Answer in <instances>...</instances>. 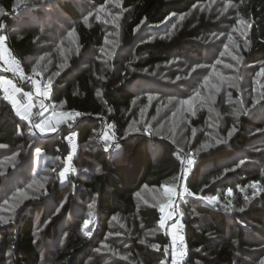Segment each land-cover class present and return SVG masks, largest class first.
I'll use <instances>...</instances> for the list:
<instances>
[{
    "label": "rangeland",
    "instance_id": "obj_1",
    "mask_svg": "<svg viewBox=\"0 0 264 264\" xmlns=\"http://www.w3.org/2000/svg\"><path fill=\"white\" fill-rule=\"evenodd\" d=\"M59 1L15 0L25 18L38 15L36 11L32 12L31 7L35 10L40 8L44 13L35 37L37 51L27 58L31 68L29 75L34 80L46 81L53 86L63 76L69 78L72 74L73 78L90 65L98 70V79H105V76L99 77L100 68L105 69L107 74H121L126 88L134 94L130 108L124 112L126 136L152 128L158 138L169 140L186 150L189 155L185 159H191L193 166L203 151L217 144L230 143L241 126L240 116L248 115L253 120V125L242 131L248 137L247 143L238 147L233 157L202 167L200 178L203 186L195 197L223 211L229 224L243 228L246 237L255 244L256 247L238 251L239 260L235 264H261L264 261V226L244 221L241 213L249 206L262 205L264 200V73L261 72L264 67L257 65L252 69L244 63L243 48L249 45L251 22L242 16L241 5L226 0L198 3L185 13L173 14L161 30L153 26L138 27L132 44H124V25L131 19L132 11L124 8L122 0H108L104 5L93 8L89 0H63L72 2L81 11L80 20L86 25L100 24L102 27V44L87 48L80 41L75 19L61 9ZM200 25L202 27L194 29ZM185 31H192L187 36L185 49L172 53L168 61L155 67L138 69L136 63L147 56V51H138L139 46L156 39L170 41ZM22 33L19 26L16 34L21 36ZM0 46L2 59L7 47L3 41ZM37 90L36 94H43ZM102 93L99 89L97 94ZM32 97L36 104L35 115L38 101L36 96ZM224 104L227 105L226 111ZM53 108L65 107L54 101ZM16 114L32 126L39 139L46 140L62 130L56 129L49 135L41 136L33 127L32 119L25 118L22 113ZM109 114L113 115L114 110L110 108ZM201 114L204 119L199 122ZM83 117L86 116H81V119ZM29 127L24 125L26 145L0 144V225L4 227L15 221L19 209L25 206L27 200H43L45 208L36 212L34 218L36 246L41 254V264H55L54 255L65 244L70 224L85 235L94 236L98 226L94 199L91 196L86 200L78 197L69 213H64L55 238L44 236L43 232L53 218L63 212L69 194L79 195L85 189L81 184L74 185L72 179L78 176L84 183L88 176L100 172L101 167L91 159V155L85 157V164L77 170L73 165L76 156L72 154L63 160L61 155L56 154L43 158V153L39 154L34 149L44 142L35 139ZM93 148L92 142H87L83 150ZM61 173L64 175L61 176ZM55 184L68 188L65 198L59 202H55L51 194L50 188ZM183 190V179L159 189H142L137 194L136 218L130 221L122 216L113 217L111 231L96 251V256L87 264L135 262L133 244L136 241L158 250L160 244L155 240L162 230L165 232L169 208ZM147 196H150V201ZM212 197L216 198L214 204L206 199ZM155 203L164 207L161 216L164 223L161 225L158 222L154 227L146 228L140 210ZM185 214L199 216L196 223L199 228L208 227L206 217L193 211ZM209 234L216 239L214 233ZM2 244L0 235V251L4 255ZM1 264H12L9 251Z\"/></svg>",
    "mask_w": 264,
    "mask_h": 264
},
{
    "label": "trees",
    "instance_id": "obj_2",
    "mask_svg": "<svg viewBox=\"0 0 264 264\" xmlns=\"http://www.w3.org/2000/svg\"><path fill=\"white\" fill-rule=\"evenodd\" d=\"M107 1L89 0L92 4L91 8L104 5ZM204 1L207 0H122L124 8H130L132 11L131 19L124 25L123 43L132 44L138 27L153 26L154 29L161 30V27L169 21L173 14L185 13ZM226 1L241 5L242 16L251 22L248 36L249 45L247 48H243L244 63L252 69H255L257 65L264 67V0ZM58 3L64 12L75 19L80 41L85 47L102 44L104 33L100 24L88 26L83 20H80L81 11L72 2L61 0ZM31 10L34 13L36 11L38 15L25 18L24 12L23 14L20 12L15 0H0V36L4 37L3 42L6 47L21 59L27 72H31L27 58L37 51L36 32L44 19V13L40 8L35 10L31 7ZM37 21L38 24H35ZM203 25L207 26L208 24ZM19 26L23 30L21 36L16 34ZM200 27L202 25L194 29L197 30ZM190 33L192 31L181 32L178 38L170 41L156 39L151 43L139 46L138 51H147V56L137 62L136 66L138 69H145L168 61L172 53L185 49L186 39ZM193 35L195 33L192 34V37ZM1 50L0 46V54ZM2 64L0 58V66H3ZM97 72L98 70L90 65L80 70L75 77L71 78L72 74L69 78L63 76L62 80L53 84V100L59 106L76 109L86 116L80 119L74 129L78 132L80 144L79 152L73 160L74 168L77 170L78 167L85 164L87 155H91V159L101 167L100 172L88 176L84 183L78 176L72 179L74 185L81 184L85 189L81 190L79 195L69 194L68 203L63 212L55 216L43 232L44 236L55 238L58 224L63 220L64 213H69L75 200L78 197L86 200L90 196L94 199L98 219L94 236L89 237L79 231L74 224H70L67 227L65 244L58 248L54 255L55 264H87L96 256V251L111 231L113 217L122 216L130 221L136 218L138 212L137 194L142 189L143 191L145 188L159 189L184 177L183 162L186 160L188 152L169 140L158 138L152 128L126 136L127 119L124 118V112L130 108L134 94L126 88L124 77L121 74H107L105 69L100 68L99 77L105 76V79H98ZM2 76L3 72L0 71V78ZM99 89L103 91L101 95L97 94ZM3 96L0 89V144L26 145L27 137L24 135V125L30 126L29 128L32 126L17 116L10 102ZM62 102L63 104H61ZM223 107L226 111L227 105L224 104ZM110 108L114 110L113 115L109 114ZM103 115L113 123L119 136L117 145L110 152H105L95 140L100 126L99 117ZM203 119L204 116L201 114L199 122H202ZM240 122L241 126L230 143L217 144L215 147L203 151L188 176V185L193 196L184 199L181 204L182 212H184L183 221L188 250L186 264H235L239 260L237 259L238 251L256 247L246 237V231L243 228H236L229 224L228 217L223 211L209 206L195 197L203 186V180L200 178L202 167L208 163L216 164L233 157L236 149L247 143L248 137L242 131L243 129L247 131L253 125V120L243 114L240 116ZM258 124L256 123L257 126ZM32 132L35 139L43 141L45 144L50 143V145H46L47 147L42 143L34 149L39 154L43 153V158H50V154H56L61 155L63 160L70 154L66 141L70 130L62 129L46 140L39 139L33 129ZM87 142H92L95 148L90 151L83 150ZM51 143H54L55 146ZM156 147L159 148L155 150ZM59 159L58 156L57 163H59ZM212 187L214 186L212 185ZM50 189L55 202L64 199L65 194L68 193L67 187L60 188L58 184ZM146 199L151 200L150 196H147ZM45 205L43 200H27L25 206L19 209L15 221L4 227L0 225V235L3 238L2 246L5 247V254L10 252L12 264H41V254L37 249L34 234V218L35 213L42 211ZM148 205L140 210V214L144 226L152 228L161 221L163 212L158 207L161 208L162 204L160 206L157 203ZM192 211L207 218V228H199L196 225L199 216H186L185 213H192ZM241 217L244 221L264 226V200L260 206L244 208ZM210 232L214 233L216 239L212 238ZM155 241L160 244L158 250L137 241L134 242L133 251L137 260L130 264H160L161 262L169 264V255L165 252L168 250L170 242L166 226L165 232L162 230ZM5 254H1L0 251V264Z\"/></svg>",
    "mask_w": 264,
    "mask_h": 264
},
{
    "label": "built area",
    "instance_id": "obj_3",
    "mask_svg": "<svg viewBox=\"0 0 264 264\" xmlns=\"http://www.w3.org/2000/svg\"><path fill=\"white\" fill-rule=\"evenodd\" d=\"M2 62L3 66H0V71L3 72V76L0 78V89L5 100L10 102L16 112L22 113L29 120L32 119L33 125L42 124L45 129L55 127L57 131L65 128L70 130L66 138L70 149L69 155L77 156L79 138L78 132L74 129L84 113L70 108L54 109V87L46 81L34 80L27 72L21 59L8 47L5 49ZM36 89L43 94H36ZM32 96H36L38 101V111L35 115L33 112L36 109V104ZM41 105L44 107L41 108ZM99 118L100 126L95 140L105 152H110L117 145L119 136L116 127L107 116L103 115ZM35 129L38 134L45 136L40 133L39 129ZM192 170L193 164L189 166L188 160H184V190L171 204L165 218V226L170 239L168 250L165 251L169 255V264H186L188 250L181 204L184 199L190 196L188 193L193 194L188 185V176ZM169 213H171L170 216ZM170 229L172 231L169 232Z\"/></svg>",
    "mask_w": 264,
    "mask_h": 264
},
{
    "label": "snow or ice",
    "instance_id": "obj_4",
    "mask_svg": "<svg viewBox=\"0 0 264 264\" xmlns=\"http://www.w3.org/2000/svg\"><path fill=\"white\" fill-rule=\"evenodd\" d=\"M4 40V37L3 36H0V42H2ZM261 72L262 73H264V68H262L261 69ZM149 99H151V97H149ZM181 103H190V101H182ZM44 107V105H41V108H43ZM77 115H79V114H77ZM25 118H27V117H25ZM33 127H35V128H37V129H39V131H40V133L41 134H44V135H46V134H50L51 132H54L56 129H55V127H51V128H48V129H45V127L42 125V124H35V125H33ZM31 128L29 129V131L31 132ZM69 159H71V158H69ZM192 163H193V161L191 160V159H189L188 160V165L189 166H191L192 165ZM67 171V169H65V172ZM64 175V173H61V176H63ZM170 191V190H169ZM188 195H193L192 193H188ZM207 199V201L208 202H210V203H212V204H214L215 202H216V198L215 197H212V198H206ZM241 210H243V209H241ZM160 211L161 212H163L164 211V207L162 206L161 208H160ZM171 215V213H169V216ZM160 223H161V225H163V223H164V220L162 219L161 221H160ZM84 224L85 225H87L88 224V221L87 220H85L84 221ZM182 239V238H181ZM261 264H264V261H261Z\"/></svg>",
    "mask_w": 264,
    "mask_h": 264
}]
</instances>
